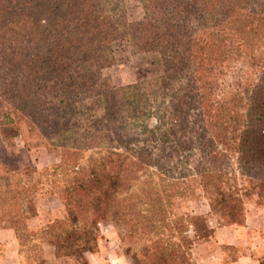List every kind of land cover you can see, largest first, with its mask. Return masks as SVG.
<instances>
[{"label": "trees", "instance_id": "obj_1", "mask_svg": "<svg viewBox=\"0 0 264 264\" xmlns=\"http://www.w3.org/2000/svg\"><path fill=\"white\" fill-rule=\"evenodd\" d=\"M105 1L0 0V126L35 134L59 151L60 164L44 176L52 178L66 217L40 231L58 258L82 264L79 250L88 245L90 233H98L102 221L110 220L129 228V238L141 245L144 264H191L187 251L194 242L211 237L206 220L186 215L181 219L185 230L175 229L165 237L171 195L152 185L149 172L159 167L160 157L145 145L133 148L137 140L125 137L130 130L126 119L151 98L154 109L149 115L157 125L147 129L142 124V144L175 143L188 149L198 141L208 149L206 162L215 164L225 161L223 148L232 142L243 162L258 158L264 163V58L261 83L253 88L251 106L241 118L233 117L231 99L221 95L217 85L228 61L240 59L242 51L264 53V0H141L144 17L131 24L107 15ZM117 40L150 55L158 66V76L149 81L151 95L148 82L97 89L92 69L96 73L110 64ZM85 95L102 115L88 128L73 126L75 101ZM193 116L207 140H197V133L195 142L191 136L187 139ZM167 119L171 126L164 127ZM86 150L102 152L79 170L77 162ZM140 174H148V187L138 196L129 189ZM200 174L201 183L217 196L209 198L212 211L239 203L213 175L205 170ZM4 175L11 178L14 195H0V229L13 230L23 248L35 239L27 222L35 215L38 182L0 157V177ZM190 228L193 239L187 234ZM136 231L154 239L141 243Z\"/></svg>", "mask_w": 264, "mask_h": 264}, {"label": "rangeland", "instance_id": "obj_2", "mask_svg": "<svg viewBox=\"0 0 264 264\" xmlns=\"http://www.w3.org/2000/svg\"><path fill=\"white\" fill-rule=\"evenodd\" d=\"M103 4L106 14L117 22L131 24L141 21L144 17L141 0H107ZM111 53L113 60L109 65L96 69V73L95 69H92L97 89L102 85L119 88L148 82L146 83L147 93L151 95L154 92L149 81L158 76V66L152 63L153 58L150 55L132 50L125 40L115 41L111 47ZM263 58L264 53L244 50L241 52L240 59L235 57L228 61L229 64L223 69V75L217 79L221 95L231 99L229 100L233 109L231 114L235 118H241L240 116L246 113L245 109L251 106L252 90L261 83ZM187 74H190V71ZM150 100L151 98L147 105L140 106L131 118L126 119L130 130L125 133V137L137 140L132 142L133 148L145 145L158 153L160 157L159 167L150 168L149 172L153 178L152 185L158 184L161 191L171 195V199H168L170 215L166 222V230L163 229L165 237L168 238L171 231L175 229L185 230L181 219H185L186 215L202 217L206 220L208 234H211V237L194 242L191 250L187 251L191 264H212L213 258H220L224 264H229L242 254H246L248 250L254 253L259 260L264 259V163L258 158L251 159L248 163L243 162L240 154L234 150L236 144L232 142L223 148L225 161L215 164L206 162L204 155L208 149L199 146L198 141L195 144L190 143L191 147L188 149H179L175 143L165 146L154 142L142 144V134H140L142 124L147 129H152L157 125L155 117L149 115V109H154L153 102ZM75 103L77 117L71 123L73 126L80 124L88 128L96 118L102 115V110L95 105L93 99L86 95L77 99ZM196 119L195 116L190 119L188 127L192 134L190 133L187 139L191 136V140L195 142L194 133H197V140L205 141L209 137L200 135ZM171 121L167 119L163 124L164 127L171 126ZM103 131L106 133L105 129ZM83 132L88 133V130L80 131V133ZM187 139L184 138L183 141ZM218 149L221 150L222 147ZM100 152L102 151L86 150L77 162L78 169H87L89 158L97 156ZM0 157L8 167L25 170L31 182H38L35 189L37 191L34 202L35 215L27 222L30 234H35L32 244L20 248L13 230L0 229V232L1 230L11 231V241L15 239L18 245L17 264H77L78 262L71 257L58 258L54 248L41 239L40 231L45 225L66 217L65 207L54 185L51 184L52 178L44 176L60 164L59 151L35 134H20L15 127L0 126ZM204 170L208 175L215 177L226 195L239 203L228 207L218 206L212 211L209 198L217 196L215 192L211 194L210 190H207L201 183L199 175H201L200 172L204 173ZM147 175L140 174L138 181L132 184L129 192L141 196V190H146L148 187ZM227 188L230 192L226 190ZM0 195L5 198H11L14 195L9 175L0 177ZM189 230L187 234L193 239L195 236L193 229ZM217 230H221L222 239L215 236L214 233ZM140 232L136 231L134 236L137 241L145 243L154 239ZM230 232L242 243V246L226 243ZM130 234L129 228L124 224L110 220L102 221L98 225V233H90L87 240L88 245L79 250V262L82 264H112L114 262L117 264L118 261V264H144L145 258L141 245L136 246L129 238ZM10 235L5 236V242L10 240ZM170 239L174 242L178 241L177 238ZM255 243L259 248L258 252L252 250V244ZM182 249L186 251L185 248Z\"/></svg>", "mask_w": 264, "mask_h": 264}, {"label": "crops", "instance_id": "obj_3", "mask_svg": "<svg viewBox=\"0 0 264 264\" xmlns=\"http://www.w3.org/2000/svg\"><path fill=\"white\" fill-rule=\"evenodd\" d=\"M11 231L9 230H1L0 232V246L2 249L0 250V264H17L18 262V250H17V244L15 239L11 241ZM236 231L234 230V233ZM216 237H219V239L223 237L221 230L216 231L215 233ZM10 235V240L8 242H5V236L9 237ZM227 242L230 245H235V246H242L241 242L238 241L237 238L232 235V232H230V235ZM236 239V240H234ZM244 245V244H243ZM252 250H255L256 252L259 251V248L257 246V243L252 244ZM116 264V263H112ZM118 264V261H117ZM212 264H224V261L220 258H213V263ZM229 264H260V260L254 256V253H251V251H247L246 254H242V256H239L237 259L232 260Z\"/></svg>", "mask_w": 264, "mask_h": 264}]
</instances>
